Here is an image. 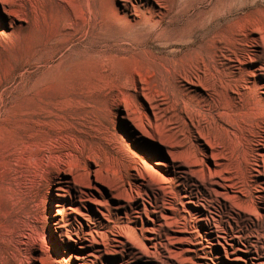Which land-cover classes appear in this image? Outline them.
Instances as JSON below:
<instances>
[{
  "label": "rangeland",
  "instance_id": "1",
  "mask_svg": "<svg viewBox=\"0 0 264 264\" xmlns=\"http://www.w3.org/2000/svg\"><path fill=\"white\" fill-rule=\"evenodd\" d=\"M96 1L94 11L103 5L112 21L111 57L100 72L77 51L84 44L76 49L68 36L56 52L47 41L53 16L28 17L22 0H0V264H264V237L233 233L237 211L212 215L219 228L197 223L209 207L195 197L239 205L240 180L236 188L230 180L242 176L247 138L230 129L223 142L219 102H232L233 114L224 116L230 126L258 132L264 110L251 97L264 101V0H186L206 9L198 16L192 7L179 24L177 0ZM52 4L67 14L64 3ZM152 9L161 27L141 59L144 52L119 36L138 11ZM197 56L210 62L212 75L229 64L234 76L215 87L212 76L173 75ZM169 63L170 80L116 77L131 65L152 75ZM144 168L170 187L166 208L152 204L163 194L140 178ZM256 170L257 197L264 176Z\"/></svg>",
  "mask_w": 264,
  "mask_h": 264
},
{
  "label": "bare ground",
  "instance_id": "2",
  "mask_svg": "<svg viewBox=\"0 0 264 264\" xmlns=\"http://www.w3.org/2000/svg\"><path fill=\"white\" fill-rule=\"evenodd\" d=\"M36 1L38 3L37 6L32 7L29 3V0H22L23 14L25 16L27 15L28 17L33 16L34 18H38V20L40 18L41 20H45L48 18L46 17L48 15L53 16L51 18L53 19L54 26L52 33L47 41H53V43H56L57 46H54L56 52L62 50L63 47L68 44V42H64L61 39L62 37L68 36L69 43L73 42L76 45V49L77 45L81 46L84 44V48L78 49L77 51L80 52L85 61H92L95 67L97 68L98 72L102 71L103 68L108 66V59L111 57L109 52V46L113 47L108 37V30L109 27L112 25V21L110 15L108 14V12L105 11V7L103 5H99L97 11L95 12L94 5L97 2L96 0H51V5L48 8L44 7L43 0ZM52 1L58 4L64 3L67 6V14L62 15L60 13V8H58V6L53 5ZM177 1L179 3V11L174 15V19L177 24H179V22L183 19L188 20V17L186 16L187 13L192 9V7H194L193 9L196 12V15L198 16L204 14V11L206 9L203 2L200 3L202 4V6L200 7L198 5L196 6V4H191V7H189V5H183L186 0ZM16 3L17 0H11V5L15 6ZM78 3H80L82 8L81 15L78 14L77 7H75L78 5ZM172 12L173 9L169 6L167 14H161L162 20L169 16ZM138 13H140L141 16L138 18H134L133 23H129V30L121 32L122 35L119 36V40L127 39L128 42H131L130 46L132 48L136 47L133 50L143 51L144 53L138 55L139 58L142 59V55L146 54L145 51L148 48L147 43H149L156 36V33L161 27V22H158L156 20L157 13L153 9L148 11L146 10V12H144L143 10L138 11ZM113 19H116V17L113 16ZM201 24H204V22H199L194 27V30H198L199 28H201ZM219 48L221 51L224 49V46L221 45L219 46ZM234 53L236 52L234 51ZM118 57H120V55H118ZM209 65L210 62L207 59H205L204 57L197 56L193 63L181 68L179 71L177 70L173 73V75L177 79L180 76L187 79H190L191 77H196L197 81H199L202 76L204 78H209L210 76H212V78H210L209 80L212 81L215 87L218 83H224V81H226L228 78H232L234 76V66H230L229 64H222L221 69L216 68L215 74L212 75V69ZM158 70V73L150 75L148 71L143 70L142 68H138L137 65H131L126 71L121 72V74L119 73V75L116 77L118 81L126 79L130 81H136L137 79H139L141 82H145V84H152L156 81L161 82L170 80V63L166 66L158 68ZM230 83L233 84L232 81H230ZM229 87V85H226L223 88V91L228 92ZM251 101L256 111L261 113L264 110V101L257 94H254L251 97ZM219 109H223L226 111V113H224V116H231L233 114L234 107L232 105V102L228 98L223 96L222 100L219 102ZM224 116L221 118V127L219 129V132L222 134L221 138L224 143L227 142V139L231 134L230 129H233V131H235L236 133L244 135L247 138V145L244 150L243 156L244 161L242 162L241 169H239L242 176L239 178L235 176V178H232L230 180L233 188H236L237 186L235 180H240L239 183H241V190L238 192L242 195L233 196V199L235 200V202H239V205H227L220 202L216 203L215 201L208 200V198H204L203 196L201 199V196L197 194L195 197L199 199V203L200 201H202L204 204L206 203L205 205L200 204V206L205 208L206 206L209 207V215H206L205 218H202L200 220H198L197 218L194 220L195 222L198 220L197 223L204 222V224L208 226L209 229H213V227L219 228V226L223 223L221 222L222 220H215L212 215L222 219L223 217L227 215L230 216L233 212L235 213L237 211L236 218L234 220L238 225L237 228H232V232L242 234L245 233L248 235L255 234L257 239L259 240L264 237V214H257L256 211L258 208H260L259 204L264 205V194H261L257 197L254 196L255 193L253 194L252 189L256 187L258 188L259 185H257V181H252L254 178L252 176V172L254 171V168L257 167L259 168V170H256V172H258L257 178L264 176V155L256 153L260 149L264 148V118H259L261 124L257 125L258 132L254 133V135L251 136V133L249 135L248 133L245 134V127H233L232 125L230 126L229 121ZM255 121L256 120H254L252 123H255ZM260 160L262 162V165L260 164ZM223 167L224 166H222V168ZM139 176L145 181L149 178L150 188H152L154 185H158V187H160L162 191L161 194H163V196H161L160 194H155L153 197L154 201H152L151 199V202L152 204L157 206L161 200L164 206L163 208H166L170 204V200L167 199L169 197L166 195L170 187H163V185L167 184L166 181L159 176L153 175L147 168H144L139 171ZM261 185L264 184H260V186ZM184 187L187 188L186 185ZM173 188L174 190H176V188L178 187L173 186ZM197 188L198 187H196L195 189ZM261 189H263L262 191H264V188ZM174 195H178V192ZM216 196L219 198L223 195L216 194ZM193 203L199 204L198 202ZM183 220V225L187 227L190 223L189 219L183 218ZM211 231L213 232V230Z\"/></svg>",
  "mask_w": 264,
  "mask_h": 264
}]
</instances>
